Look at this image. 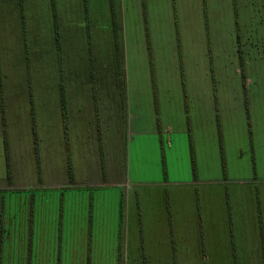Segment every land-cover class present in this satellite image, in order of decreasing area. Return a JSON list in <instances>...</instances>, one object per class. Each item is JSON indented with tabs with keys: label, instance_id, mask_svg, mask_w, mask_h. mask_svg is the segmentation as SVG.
<instances>
[{
	"label": "rangeland",
	"instance_id": "obj_1",
	"mask_svg": "<svg viewBox=\"0 0 264 264\" xmlns=\"http://www.w3.org/2000/svg\"><path fill=\"white\" fill-rule=\"evenodd\" d=\"M0 264H264V0H0Z\"/></svg>",
	"mask_w": 264,
	"mask_h": 264
}]
</instances>
